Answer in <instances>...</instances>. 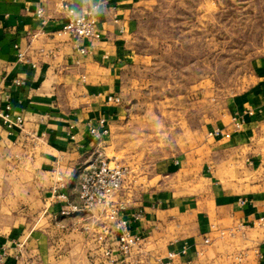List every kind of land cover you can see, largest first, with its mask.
I'll return each mask as SVG.
<instances>
[{
    "label": "crops",
    "instance_id": "crops-1",
    "mask_svg": "<svg viewBox=\"0 0 264 264\" xmlns=\"http://www.w3.org/2000/svg\"><path fill=\"white\" fill-rule=\"evenodd\" d=\"M65 1L75 11L99 7V40L76 42L62 32L60 0H0V88L10 95L12 115L24 120L21 129L0 122L5 264H106L96 237L106 231L113 246L116 236L100 209L69 217L59 210L77 202L83 167L108 159L110 149L117 159L129 125L124 78L135 64L136 14L152 0ZM115 97L119 104L107 102ZM196 113L202 122L196 129L184 123L174 153L156 158L151 169L127 160L116 200L126 203L124 217L142 212L130 229L144 239L131 260L264 264V54L250 61L244 88L222 108ZM98 119L108 135L95 140L87 125ZM217 130L223 135L214 136ZM60 184L65 200L52 192ZM14 242L22 244L18 257Z\"/></svg>",
    "mask_w": 264,
    "mask_h": 264
},
{
    "label": "rangeland",
    "instance_id": "rangeland-1",
    "mask_svg": "<svg viewBox=\"0 0 264 264\" xmlns=\"http://www.w3.org/2000/svg\"><path fill=\"white\" fill-rule=\"evenodd\" d=\"M135 64L124 78L119 154L152 168L176 150L183 124L223 107L244 88L250 61L264 54V0H152L138 9ZM187 135V134H186ZM125 185V184H124Z\"/></svg>",
    "mask_w": 264,
    "mask_h": 264
},
{
    "label": "built area",
    "instance_id": "built-area-1",
    "mask_svg": "<svg viewBox=\"0 0 264 264\" xmlns=\"http://www.w3.org/2000/svg\"><path fill=\"white\" fill-rule=\"evenodd\" d=\"M61 8L67 19L62 32L69 34L76 42L99 40L101 33L97 28L98 6L83 7L80 11H75L65 0H60ZM37 16H42V11L37 12ZM85 50H79L80 54H85ZM18 59L23 60V55L18 54ZM15 86H21L23 83L19 80L13 82ZM10 95L7 91L0 88V122L7 128L21 129L23 118L21 115H12L9 102ZM107 102L119 104V98H108ZM4 103V106H1ZM105 119H98L96 122L88 123V134L95 140H100L108 135ZM236 129H240L242 121L236 120L234 123ZM214 136L223 135L221 131H215ZM127 170L117 164L115 161L100 159L96 164L83 167L78 173V192L76 203H64L60 208L59 215L69 217L75 214H88L96 209H100L106 216V219L112 224L115 230V238L112 241L113 246L107 241L108 234L104 231L96 237L100 244V249L106 264H135L132 262V256L143 243V237L138 233H133L130 229V223L140 220L142 212L138 211L130 218L122 216L126 211V203L116 200L124 188L127 180ZM64 185L60 184L52 189L53 194L60 200H65V194L61 192ZM206 239L204 244H208ZM19 256L21 243H13ZM7 249L0 248V264H5V255ZM175 255L170 253L168 258L171 260Z\"/></svg>",
    "mask_w": 264,
    "mask_h": 264
}]
</instances>
